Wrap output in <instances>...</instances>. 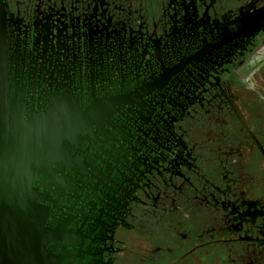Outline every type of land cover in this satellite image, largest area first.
<instances>
[{
	"label": "flooded vegetation",
	"instance_id": "obj_1",
	"mask_svg": "<svg viewBox=\"0 0 264 264\" xmlns=\"http://www.w3.org/2000/svg\"><path fill=\"white\" fill-rule=\"evenodd\" d=\"M1 1L20 82L146 89L66 264H264V0Z\"/></svg>",
	"mask_w": 264,
	"mask_h": 264
},
{
	"label": "water",
	"instance_id": "obj_2",
	"mask_svg": "<svg viewBox=\"0 0 264 264\" xmlns=\"http://www.w3.org/2000/svg\"><path fill=\"white\" fill-rule=\"evenodd\" d=\"M4 69L0 63V264H66L81 238L74 222L94 187L114 181L112 165L129 149L119 137L141 134L131 108L146 89L85 100L41 83L42 75L23 83Z\"/></svg>",
	"mask_w": 264,
	"mask_h": 264
}]
</instances>
